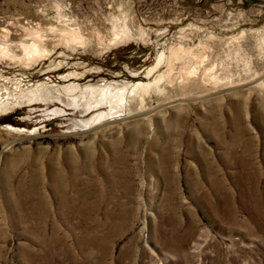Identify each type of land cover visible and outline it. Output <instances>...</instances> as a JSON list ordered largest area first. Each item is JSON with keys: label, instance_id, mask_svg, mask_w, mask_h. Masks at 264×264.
<instances>
[{"label": "rangeland", "instance_id": "rangeland-1", "mask_svg": "<svg viewBox=\"0 0 264 264\" xmlns=\"http://www.w3.org/2000/svg\"><path fill=\"white\" fill-rule=\"evenodd\" d=\"M122 14L148 41L105 51L95 32ZM189 26L191 48L214 38L172 66L137 127L85 130L94 108L24 95L130 88ZM75 28L85 48L61 40ZM37 32L47 54L26 65ZM0 49V264H264V0H0ZM58 171L91 214L60 215Z\"/></svg>", "mask_w": 264, "mask_h": 264}, {"label": "bare ground", "instance_id": "bare-ground-1", "mask_svg": "<svg viewBox=\"0 0 264 264\" xmlns=\"http://www.w3.org/2000/svg\"><path fill=\"white\" fill-rule=\"evenodd\" d=\"M106 21L109 25L108 38H104L98 31L95 32L98 44L103 46V49L105 51L109 50L112 47L126 44L129 41L142 43H146L148 41V33L140 27L133 26L126 20L124 14L109 16ZM195 31H197V28L192 26L180 29L176 37L177 43H175L174 45H170L168 43L161 44V50L157 52L155 63L146 71L142 78L143 81H138L136 84L131 85L130 88L125 86H123V88H114L112 86H107L100 89L86 88L82 91L80 89L78 90V87L76 85H71L68 87H63L62 90L64 94H62L58 89L46 88L41 85L39 88H36L34 90L27 89L28 91L24 95H32L33 98L43 96L47 98L50 97L61 105H66L67 107H71L72 105L73 108L77 109L80 114H87L94 108V110L97 111L96 114H94L88 120H79L75 124L76 126H80L81 124L80 127H85V130H89L95 127L93 129L94 132L102 126L126 119H129V121H131L130 124H132L134 127H137L143 122V120H145L143 118L147 114L145 112L147 102L151 100L152 97H159L160 95H162L164 91L162 84L170 83V76L173 72L172 66L174 64H178L179 62H185L191 59L196 60L197 58L196 54L194 53V49L201 47L204 41L214 38V35L206 34L204 36V41H200L196 47L191 48L190 46H187V42L190 41V37L195 34ZM60 35L61 40H63L67 44H71V46L74 45L85 48L88 45L87 40L81 35L78 28L72 29L71 34L61 33ZM157 36L160 37L161 32H158ZM41 37L42 35L37 32L34 34V41L31 45H22V50L24 53L23 60L26 62V65H29V63L31 62H37L38 59L47 54V50L42 45ZM3 55L7 56V49H0V56ZM100 109L103 111H101ZM58 111L60 110H57V112ZM57 112L53 111L54 114H56ZM122 115H125V117H123ZM121 116L123 118H121ZM67 159L71 161V156L68 155ZM50 174V181L52 183V186L55 189L60 190L58 196L60 197L61 202H63L60 204L63 205V210L60 215L71 216L72 214L83 216L89 215L93 212L90 209H71V198L69 199L65 195V189L63 188L65 186L64 182L66 180L64 173L58 171L56 173L54 172V175L52 173ZM69 174L70 181L68 182L71 189V171H69ZM34 176V173H32L30 176V182L32 185L29 188L30 194L36 193L35 184L38 183V178H35ZM18 184L23 187L21 181H19ZM17 191V197L20 202H22V200L26 202V199L31 200V197H33L31 195H27L29 192L24 196L20 188H18ZM36 214L41 216V212ZM20 250L22 251L23 249ZM1 251L2 249H0V254Z\"/></svg>", "mask_w": 264, "mask_h": 264}]
</instances>
